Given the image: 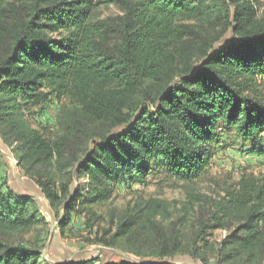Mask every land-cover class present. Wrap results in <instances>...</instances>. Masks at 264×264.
I'll use <instances>...</instances> for the list:
<instances>
[{
	"label": "trees",
	"instance_id": "obj_1",
	"mask_svg": "<svg viewBox=\"0 0 264 264\" xmlns=\"http://www.w3.org/2000/svg\"><path fill=\"white\" fill-rule=\"evenodd\" d=\"M102 4L122 13L98 18ZM215 12L220 36L231 34L220 46V37H207L193 23ZM254 13L251 0H0V137L27 173L39 175L62 228L74 212L94 215L121 180L153 174L159 189H182L192 203L203 200V185L219 188L208 227L228 228L222 261L245 250L247 258L264 253V177L219 181L212 172L220 129L264 155V17ZM53 97L74 105L64 107L60 130L50 137L26 112ZM54 170L66 179L56 180ZM82 175L89 176L85 195L72 184ZM31 198L0 182V227L33 224ZM138 220L124 221L114 238L131 236ZM165 254L105 264H177ZM0 264L48 263L40 245L0 236ZM58 264H98V258Z\"/></svg>",
	"mask_w": 264,
	"mask_h": 264
},
{
	"label": "rangeland",
	"instance_id": "obj_2",
	"mask_svg": "<svg viewBox=\"0 0 264 264\" xmlns=\"http://www.w3.org/2000/svg\"><path fill=\"white\" fill-rule=\"evenodd\" d=\"M254 16L264 17V0H251ZM233 9V8H232ZM122 13L117 5H100L95 12L98 18H109ZM193 23L203 30L204 35L213 39L220 37L215 46L230 40L228 32L221 35L223 24L218 13H208ZM197 49L191 50L182 66L191 63ZM259 88L264 94V77ZM69 98L50 99L47 103L32 105L26 112L31 125L46 136L54 137L60 130V119L65 106L72 107ZM234 132L220 129V142L212 157V172L215 179L223 181L229 175L238 179L243 174L264 177V155L251 153ZM36 169H44L38 165ZM45 169V172H49ZM69 171V169L63 172ZM56 180L60 171H52ZM35 170L27 173L21 166L16 152L6 145L0 137V182L12 188L17 194L32 197L31 212L36 217L33 224L23 229L0 227V236L12 243H31L40 245L43 260L48 264L68 263L77 259L98 258V264L109 262H150L160 260V251H166L164 259L177 264H264V253L248 251L228 262L221 260L224 240L228 228H211L216 203L221 191L213 184L202 188L204 198L201 202L187 200L182 189H159L157 178L149 174L138 181L121 180L116 186L114 198L95 206V214L74 212L68 226H60L56 208L42 193ZM73 187L81 188V195L88 190L89 176L74 178ZM84 196L79 198L82 201ZM138 216V224L132 228L131 236L118 235V227L128 219ZM201 229L204 232H201ZM200 234V238L198 235ZM172 254V255H171Z\"/></svg>",
	"mask_w": 264,
	"mask_h": 264
}]
</instances>
